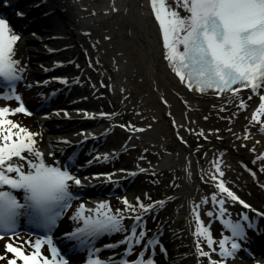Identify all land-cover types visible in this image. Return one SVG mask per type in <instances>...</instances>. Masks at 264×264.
<instances>
[{"label":"snow or ice","instance_id":"6c2138e0","mask_svg":"<svg viewBox=\"0 0 264 264\" xmlns=\"http://www.w3.org/2000/svg\"><path fill=\"white\" fill-rule=\"evenodd\" d=\"M150 7L159 25L163 58L180 83L189 91L194 89L197 93H212L221 98L227 94L235 98L249 90L247 100L241 99L238 107L245 110L248 102L258 97V106L251 114L250 123L259 124V130L264 132V122L260 119L264 116V94H260L264 90V0H150ZM19 39L18 34H12L7 20L0 18V80L7 88L2 96L6 100H21L15 93L16 83L22 79L19 73L23 71L20 62L14 59ZM19 113H26L23 103L15 109L7 106L0 108V239L8 236L13 240L5 244V252L12 254V258L0 256V260H7V264H17L18 260L22 264H68L54 245L51 232L71 206V201L77 198L69 191L70 182L71 185L81 186L82 181L67 166L62 168L45 162L42 154L35 149L36 134L8 118ZM121 127L144 131L134 125ZM199 134L203 135L202 132ZM258 158L264 159V155ZM214 167L218 176L222 177L224 173L220 171L219 161L214 162ZM218 176L214 174L211 177L217 181V191L210 196V202L217 205L218 211H209L207 215L221 219L231 236L215 240L210 228L200 219V205L192 210L195 218L193 235L197 238L195 251L199 257L207 258V264H227L228 259L234 258L240 249V244L233 238L244 239L239 221L223 219L227 215L226 201H238L244 208H250ZM14 193L22 195L18 198ZM123 203L125 208L115 212L103 202L94 209H85L80 204L70 217L80 226L65 233V237L88 251L86 264H154V257L148 255L149 251H154L157 246L165 251L158 239L150 238L136 254L137 258L128 260L135 254L134 249L145 241L146 231L143 230L144 217L139 214L135 215L131 225H124L123 221L128 217L123 212L136 213L137 208L127 199ZM137 203L142 212L150 211L151 205L141 203L139 198ZM201 203L207 204L209 199ZM85 212L88 214L85 215ZM257 215L260 213L257 212ZM21 218L45 233L34 243L24 242L32 249L28 254L24 251V244L14 246ZM242 218L249 219L246 214ZM115 233H123L124 238L104 247L116 249L123 245L124 252L118 261L113 257L103 261L98 255L101 249L93 246L94 241L100 236ZM201 241L210 251H204ZM44 245L48 246V256L41 252ZM212 254L220 259L212 260Z\"/></svg>","mask_w":264,"mask_h":264},{"label":"bare ground","instance_id":"6f19581e","mask_svg":"<svg viewBox=\"0 0 264 264\" xmlns=\"http://www.w3.org/2000/svg\"><path fill=\"white\" fill-rule=\"evenodd\" d=\"M12 1L15 2V0ZM15 6L16 4L12 7L15 8ZM74 6L80 11L79 21L83 15L88 17L82 18L83 22H87L85 26L83 22L80 24L82 29H87V34L91 35L87 37V44L84 47L90 45V40L93 41L94 58L90 61L97 62V65L101 67L100 70L105 69L106 63L109 64L111 71H107L109 75H104L101 81L111 84L112 95L114 94V98L119 101V111L131 112L133 115L132 118L118 116L117 120L135 124L139 126V129L144 128L145 130V127L149 128L150 126L154 128L149 133H153L155 136L148 132L143 136L142 131L137 133L142 145L155 137L150 142L155 145L149 147L147 156L152 155L155 151L160 153L167 147L174 149L173 146L178 148V152L181 154H187L183 167L188 171L187 175L195 179L192 181L190 178H183L185 193L180 191L178 195L182 197L180 200L178 197L173 198L176 203L183 204L182 199L187 197L188 201H185L184 205L189 204L190 206H188V210L182 207L181 211L185 214L190 212L194 217L192 210L196 205H200L201 221L210 229L215 227L217 221L211 222L212 216H208L207 212L218 210L217 205L210 202L211 194L217 191L215 188L217 181L211 179L214 174L218 176L213 165L216 161H219L220 171L224 173L222 177L218 176L219 180H222L230 190L235 185H238L236 187L239 189H245L243 195L239 196V200L248 205H251L252 202L263 201L264 159L258 157L264 155V132L259 130V124L250 123L251 114L258 106V97H254L253 101L248 102L249 106L245 110H240L238 105L241 99L247 100L249 91L241 92L240 96L235 98L231 95L221 98L200 94L194 89L189 91L181 84L179 78L168 67V62L163 58L162 38L159 25L151 12L150 0H77V2L75 0ZM18 11L20 12V8ZM71 18L72 16H66V19H61L65 22L64 25L69 27L68 30L74 26L78 27L77 23L70 20ZM106 26H108L107 32H102ZM98 33L102 40L100 39L96 44ZM102 35L105 36L104 40ZM83 42L84 40L80 38V43ZM94 46L99 52L105 50L108 55L95 51ZM106 56L109 57V60L106 59ZM37 68L36 66L35 69ZM93 72H95L94 69ZM260 94H264V90ZM125 103L129 106L127 110ZM1 105L3 104L0 103V108ZM126 118L129 119L126 121ZM262 118L263 116L260 119L262 120ZM173 121H175V126ZM53 122L55 121L51 123ZM201 132L203 135L199 134ZM245 136L248 138L245 139ZM49 137L50 144L54 149H59L57 143L62 145V141L65 139V136L60 133L49 135ZM222 152L226 155H221L219 159H216V155L222 154ZM236 153L239 155V159H242L240 162L243 163L240 165L231 159L235 157ZM47 157L49 160L50 156ZM199 157H202L200 162L203 161L204 164H197L196 171H194L195 166L192 164L198 163ZM81 167H85L83 163H81ZM242 169L254 171L253 175H249L250 178L245 176ZM180 176H183L182 173ZM197 185L205 187L203 194L197 192ZM204 199H209V203L202 204L201 201ZM226 202L225 205H228L231 200ZM235 203L241 205L238 201ZM204 208L209 211H205ZM68 212L66 217L73 215L72 212ZM226 212L227 215L224 219L230 217L228 219L233 220L230 216L231 212ZM68 220L73 221L70 218ZM183 220L186 224L185 228L183 227V233H180L187 235L188 240L192 243L190 245L194 248L197 240L193 235L195 218L193 222L188 217H184ZM73 225L78 226L75 221H73ZM180 227L178 226V228ZM58 230H60L59 234L55 231L53 233L57 234L59 238L63 228L60 227ZM170 231L179 234L176 229ZM6 243H12V241L7 238L0 239V245L5 246ZM61 243L60 240V250L61 252L62 249L64 250L62 255L66 257L70 248H61ZM201 244L204 245L205 242L201 241ZM14 246L19 247L15 242ZM177 252L179 251L177 250ZM69 257L73 258L71 263H75L74 256L69 255ZM87 257L88 255L84 254L82 256L84 260L80 261L84 262ZM171 260V257L166 259L167 262ZM198 260L202 261L200 258Z\"/></svg>","mask_w":264,"mask_h":264},{"label":"rangeland","instance_id":"374dc122","mask_svg":"<svg viewBox=\"0 0 264 264\" xmlns=\"http://www.w3.org/2000/svg\"><path fill=\"white\" fill-rule=\"evenodd\" d=\"M12 34H15V33L12 31ZM22 48H23V46H22L21 41L19 39L15 45L14 59H19V58L22 59V57L24 55V51ZM9 102L6 105H4L3 107L7 106L11 109H15L18 106V104L21 103V101H16V100H10ZM29 116L30 115H28L26 112V113H19L16 115H12V116H9L8 118L11 119L14 123L18 124L19 126L25 128L29 132L36 134L35 135V148L38 149L39 152H41V149H46L45 136L42 133L41 128H39L35 118L33 116H30V117ZM261 122H264V116H263ZM25 155L27 156L28 154L25 153ZM236 159H238V158L236 157ZM199 160H201L200 157H199ZM231 208H232V210H234V212H236L238 209V207L236 205L231 207ZM212 236L215 240L221 239V238H219V236L217 234L212 233ZM25 238L26 237L24 236V234L21 236H18L17 238H15V244H17L18 246H20L21 244H24V251L26 254H28L32 251V249L30 247H28V245L25 244L24 242L25 241H31V240H27ZM214 247H216V245H214ZM205 251H207V250L205 249ZM41 252L43 253L44 256H46V253L42 248H41ZM0 256H7L9 259L12 258V254L6 253L5 252V246H2V245H0ZM211 259L212 260H219V257L215 254H212ZM204 260H205V263L207 264V258H204ZM0 264H7V260H0ZM17 264H22V262L18 260ZM238 264H247V263L243 262V260H242V262L241 263L239 262Z\"/></svg>","mask_w":264,"mask_h":264}]
</instances>
